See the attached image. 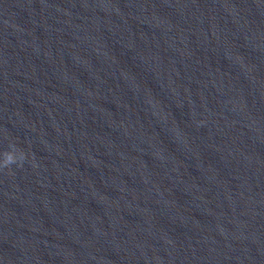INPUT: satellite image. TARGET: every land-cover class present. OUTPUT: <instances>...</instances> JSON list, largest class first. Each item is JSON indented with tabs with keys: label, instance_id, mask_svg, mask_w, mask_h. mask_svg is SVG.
I'll use <instances>...</instances> for the list:
<instances>
[{
	"label": "water",
	"instance_id": "water-1",
	"mask_svg": "<svg viewBox=\"0 0 264 264\" xmlns=\"http://www.w3.org/2000/svg\"><path fill=\"white\" fill-rule=\"evenodd\" d=\"M0 264H264V0H56Z\"/></svg>",
	"mask_w": 264,
	"mask_h": 264
}]
</instances>
